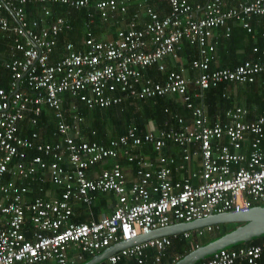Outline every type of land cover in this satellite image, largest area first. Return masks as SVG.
<instances>
[{
  "label": "built area",
  "instance_id": "1",
  "mask_svg": "<svg viewBox=\"0 0 264 264\" xmlns=\"http://www.w3.org/2000/svg\"><path fill=\"white\" fill-rule=\"evenodd\" d=\"M151 1L0 0V32L9 40L5 67L10 72L8 90L0 88V264H84L86 258L154 230L264 206V115L247 121L248 110L234 106L225 111L223 121L209 125L204 109L196 105L202 91L222 83L264 79V56L210 70L215 32L229 37L232 23L251 33L250 22L264 20V0H161L168 9L163 16ZM56 5L76 10L93 6L94 12H87L84 49L66 42L61 57L52 61L59 36L71 30L63 17L52 18L50 6ZM132 5L136 10L127 22H120ZM27 8L35 9L34 18H28ZM94 15L115 23L113 38L93 36L89 26ZM184 40L198 51V58L189 63L196 72L195 93L188 91L184 68L166 71L165 60L179 61ZM153 67L165 74L163 79L144 75ZM169 96L180 98L191 122L172 114L174 126L170 120L149 131L132 125L105 142L80 133V105L107 109ZM43 114L53 118L51 141L43 140ZM247 137L252 141L245 154L241 148ZM168 143L181 148L183 162L196 159L199 167L170 180L175 160L160 154ZM146 146L153 148L156 162H147L138 151ZM121 159L136 166L129 186ZM105 160L112 162L109 167L90 173ZM177 169L186 172L184 164ZM50 184L56 194L45 191ZM33 187L38 196L31 197ZM99 194L114 195L111 213L73 223L74 205L90 208ZM216 229L207 226L153 238L95 264L125 259L148 264L150 251L152 264H167L163 258L172 240L200 238ZM263 257L264 241L218 250L201 264H260Z\"/></svg>",
  "mask_w": 264,
  "mask_h": 264
},
{
  "label": "trees",
  "instance_id": "2",
  "mask_svg": "<svg viewBox=\"0 0 264 264\" xmlns=\"http://www.w3.org/2000/svg\"><path fill=\"white\" fill-rule=\"evenodd\" d=\"M153 5L156 6V11L160 12L161 16H163L167 12L166 4L163 1L154 0V2H152V6ZM50 10L52 13V18L62 16L66 18L69 23L71 22L73 26L72 31H67L59 36L57 46L51 58L53 60L55 57L61 54L63 47L62 44L64 45L69 41L77 42L80 39L84 38L85 34L82 29L85 28L80 24V21L83 20L82 22H84L85 25L88 22L87 12L92 13L94 11L93 6H91L89 10H76L59 5L50 6ZM27 11H29V8H27ZM6 15L8 14L6 13ZM260 21L262 22H260L259 24H257L258 22H255L254 20L250 22L252 28L251 33H247L246 30L241 27H235V25H233L232 23H230L231 33L229 37H225L223 34L224 31H221L220 34L217 35L218 42L216 44L217 47L215 48L214 52L215 61L213 60V64H210V70L212 71L215 69L234 68L235 66L239 65L241 61H254L264 56V20L260 19ZM100 24L103 25L106 24V22H102L101 20H99V18L96 17V15H94V23L89 26V31L92 33V30H98ZM7 45H9V40L4 38L3 34L0 32V51L3 50L4 47L6 50ZM254 48H257L258 52H253ZM182 51L183 53H181L183 58L186 59L184 61L186 64L198 58L197 47L190 45L187 40H184L182 42ZM239 52H241L243 55L241 61L237 60V54ZM6 53V55L0 56V88L8 90L10 72L5 67L6 62L9 59L8 50ZM216 61H222L226 64H221L219 67H214ZM152 69L157 72L156 68L153 67L151 68V70ZM234 86L238 91L237 95L234 96L231 92L230 95H228L227 91H231ZM241 98H243L242 105L236 104L235 101H239ZM202 101L207 113L212 118L216 119V117L218 118V116L221 115L219 116L220 118L222 117V115L224 116L226 110L233 108L235 105H238L243 106L248 110V116L246 118L247 121L254 120L257 117L264 115V79H258L252 84L234 85L231 83H222L219 85V87L202 91ZM123 105L110 107L107 109L94 110H88L80 105L79 113L83 118V123L81 126L84 127L87 132L95 130L98 133V135L96 134L94 137H92L91 140L105 142L106 140L104 139L107 137L104 129L106 128H109L111 130V136L114 135L116 137L118 134L121 135V133H123L121 129H124L125 126L128 125V123L135 124L139 129H143L148 121H154L155 123L161 124L165 119L170 120L169 115L164 112V108H175L173 102H170L167 97L155 98L146 102H136V104L133 106L126 103L125 108H123ZM42 118L43 122H45V120L48 121L45 115H43ZM22 124L26 125L25 122H23ZM45 124L47 123L45 122ZM47 125V132H49V135H51L50 128L52 131V124L51 126L50 123ZM25 128L27 131V125L25 126ZM32 154L33 152L29 153V155ZM46 186L48 187V185ZM33 189L34 190L32 191H34L38 195L37 188L33 187ZM100 199L102 200V203L104 205L105 199L102 196L100 197ZM72 222L77 223L75 219H72ZM226 225L227 224L218 225V229L214 230L213 233L206 234L200 238H191L189 240H186L182 236H178L176 239L172 240L171 246L168 250L169 253L176 258H167L166 261L168 262V264H173L175 263V261L195 249L196 246L199 247L201 245H205L233 229H227ZM234 225L235 228L239 225V223H236ZM262 241H264V235L254 238L246 243L233 245L229 248H237L245 245H257ZM89 260V258H86L85 261ZM201 262L202 260H200L196 264H201ZM119 264L135 263L131 260H124ZM260 264H264V257L260 261Z\"/></svg>",
  "mask_w": 264,
  "mask_h": 264
},
{
  "label": "crops",
  "instance_id": "3",
  "mask_svg": "<svg viewBox=\"0 0 264 264\" xmlns=\"http://www.w3.org/2000/svg\"><path fill=\"white\" fill-rule=\"evenodd\" d=\"M136 1H142V0H132V2H136ZM158 1H161V0H158ZM152 2H154V0H152L150 3H151V5H152ZM164 2V1H163ZM165 3V2H164ZM166 4V3H165ZM153 7H154V9L156 10V6H154L153 5ZM31 10V9H30ZM27 11L28 12V18H34V16H36L35 15V13H36V11H35V9H32L31 11ZM136 10V7L135 6H131L130 8H129V11H128V15L127 16H125L124 17V19L123 20H120V22H127V20L130 18V14L131 13H133L134 11ZM167 11H168V9H167ZM158 12V11H157ZM31 13V14H30ZM159 14H160V12H158ZM167 13V12H166ZM165 13V14H166ZM59 17H62V16H59ZM64 18V17H63ZM64 20L65 21H67L68 22V20L66 19V18H64ZM70 20V19H69ZM83 21V20H82ZM82 21H80V24L82 25V26H84V28H85V25H84V22H82ZM254 21L255 22H258L257 24H259L260 22H262V21H260V19H254ZM69 23V22H68ZM70 24V27H71V30H69V32L70 31H72L73 30V26H72V23L70 22L69 23ZM107 24V25H106ZM106 24H103V25H99V27H98V30H92V34H93V36L97 39V40H101V41H104V40H107V39H110V38H113L114 36H115V30H116V25H115V23H112V22H108V23H106ZM235 27H240V26H238V25H235ZM252 29V28H251ZM82 31H84V34H85V29H82ZM220 32H221V30H217L216 32H215V34L216 35H219L220 34ZM83 38V37H82ZM82 41H83V39H80L79 41H74V42H72V41H70V42H72L73 44H74V46L78 49V50H83L84 49V47H83V45H82ZM65 45V44H64ZM64 45L62 44V52H61V54L59 55V56H57V57H55L52 61H55V60H58L60 57H61V55H62V53L64 52V50H63V48H64ZM254 49H256L257 50V48H254ZM253 49V50H254ZM7 50H8V45H7V47H6V50H5V47L3 48V50H1L0 51V56H3V55H6L7 53ZM184 50V49H183ZM183 53V51H182V45H181V50L179 51V61H177V62H173V61H171V59H166L165 60V65H166V71H169V70H177V69H180L181 67L182 68H184L185 69V72H184V75L186 76V78L189 80V85H188V91L190 92V93H195L196 91H197V88L193 85V83H192V80L194 79V77L196 76V72H194V71H191L190 69H189V63H185L184 61L186 60V59H184L183 58V56H182V53ZM254 52V51H253ZM257 52H258V50H257ZM181 53V54H180ZM242 53L241 52H239L238 54H237V60L239 61H241V58H242ZM242 62V61H241ZM240 62V63H241ZM225 65L226 63L224 62H222V61H219V62H215V64H214V67H219L220 65ZM147 73V74H146ZM149 73V74H148ZM158 73V74H157ZM144 75L146 76V77H148L149 79H153V80H160V79H163V77L165 76V74L164 73H160V72H156V71H154L153 69L151 70V69H148V70H146V72L144 73ZM158 76V77H157ZM231 84H234V83H231ZM234 85H239V84H234ZM230 92L234 95V96H236L237 95V93H238V91H237V89L235 88V86H234V88L231 90V91H227V94L228 95H230ZM167 99L171 102H173V105L175 106V108L173 109V108H168V107H166V108H164V112H165V110H167L168 112L166 113V114H168L169 115V117L172 115V114H177V115H180V116H183V117H185L186 118V120L188 121V122H191V117H190V114H189V112L184 108V106L182 105V103H181V101H180V98L179 97H177V96H169V97H167ZM146 101H148V100H146ZM145 101V102H146ZM136 102H140V101H134V102H131L130 103V101L129 102H126L127 104H129V105H135L136 104ZM236 102V104H240V105H242V103H243V98H241L239 101H235ZM126 103L123 105V108H125V105H126ZM196 105H201L202 106V108L204 109V112H205V114H206V116L208 117V123H209V125H211V124H213L215 121H217V120H222L223 121V115H222V117H220L219 118V116H221V115H219L218 116V118L216 117V119L215 118H212L208 113H207V111H206V109H205V107H204V105H203V101H202V97H201V99L200 100H198L197 102H196ZM235 106H238V105H235ZM243 107V106H242ZM44 115V114H43ZM43 115H42V117H43ZM46 116V118L48 119V121L47 120H45V122L47 123V124H49L50 123V126H51V124H52V127H53V129H54V124H53V118H52V116L51 115H49V114H47V115H45ZM66 116H68L67 117V121L68 122H71L72 121V118L71 117H69V116H71V113L70 112H66ZM41 117V118H42ZM256 119V118H255ZM167 119H165L161 124L160 123H155L154 121H148L147 123H146V125L143 127V129H140V130H143V131H149V130H153V129H161V128H163V123L166 121ZM41 121V132H42V136H43V140L44 141H48V140H52L53 138L51 137V135H49V132H47L48 131V125L47 124H45V122H43V118L40 120ZM169 123L172 125V126H174V122L171 120V121H169ZM132 125H135V124H133V123H128V125H126L125 126V128L124 129H121L122 130V132L124 133L125 131H126V129L129 127V126H132ZM53 131V130H52ZM51 128H50V134H51ZM91 132H96L95 130H91ZM91 132L90 131H88L87 132V130L84 128V127H80V133H81V135L84 137V138H88V139H92V137H94L96 134L98 135V133L96 132L95 133V135L94 136H91ZM104 132H105V134H106V137L107 138H105L104 140H108V139H110V138H114L113 136H111V130L109 129V128H106V129H104ZM123 133H121V135L123 134ZM119 135V134H118ZM117 135V136H118ZM116 136V137H117ZM100 138V137H99ZM251 141H252V137H247L246 138V140H245V142L242 144V148H241V151L243 152V153H245V154H248L249 153V151H250V143H251ZM98 142H100V141H98ZM222 143L223 144H226L227 143V140L226 139H223L222 140ZM263 144H264V142H263ZM152 147L151 146H146V147H144V148H140V149H138V151L139 152H141V153H143V155L145 156V160L147 161V162H156L155 161V159H156V155H155V153H154V151H152ZM262 149L264 150V146L262 145ZM160 154L162 155V156H165L166 158H172V159H174L175 160V163H174V165H172L171 166V169H172V174H171V178H170V180H179V179H181V177L183 178V177H186V176H188V174H187V170L188 171H190V170H196L198 167H199V164H198V160H196V159H192V160H190V162L189 163H186V162H183V160H182V153H181V148L179 147V146H177V145H175V144H172V143H168L162 150H161V152H160ZM120 162H121V165H122V168H123V173H124V175H125V178H126V181H127V185L129 186V184H131L134 180H135V171H136V166L134 167V165H132V164H129V163H127V162H125L123 159H121L120 160ZM111 161L110 160H105L104 162H100L99 164H96L94 167H93V169H91L90 171V173L91 174H94V173H97L99 170H100V168H105V167H109L110 165H111ZM179 164H184L185 165V170H186V172H184V171H179L178 169H177V166L179 165ZM149 168V167H148ZM150 169V168H149ZM196 182V181H195ZM47 187V186H46ZM44 188L45 189V191H47V192H52V194H56L57 193V189L54 187V186H52L51 184L50 185H48V187L47 188ZM50 187H53V188H50ZM34 190V189H33ZM38 193V192H37ZM39 195V194H38ZM34 191L32 192V194H31V197H35V196H38ZM103 197L104 199H105V203H104V205H103V203H102V200L100 199V197ZM113 200H114V195L113 194H103V195H98L97 197H96V199H95V201H94V204H93V206H91L90 208H86V207H84V206H82V205H74V207H73V211H74V217L72 218V219H75L76 221H77V223H79V222H83V221H88V220H90V218H91V216H93L94 218H98L99 216H101V215H103V214H110L111 213V204H112V202H113ZM192 238H195V237H192ZM169 248L167 249V251H166V253H165V256H164V261H166V259L167 258H176V257H173L170 253H169ZM149 255H150V257H149V260H148V264H152V257H153V251H150L149 252ZM125 260H127V259H125ZM124 261V260H123ZM166 263L168 264V262L166 261ZM119 264V263H118Z\"/></svg>",
  "mask_w": 264,
  "mask_h": 264
},
{
  "label": "water",
  "instance_id": "4",
  "mask_svg": "<svg viewBox=\"0 0 264 264\" xmlns=\"http://www.w3.org/2000/svg\"><path fill=\"white\" fill-rule=\"evenodd\" d=\"M229 223H239L238 226L219 236L205 245L196 247L173 264H196L218 250L229 248L239 243H246L254 238L264 235V206H255L248 209H239L222 214H212L206 218L192 221L190 223H178L168 227L154 230L147 236H143L130 242H121L116 246L104 250L99 255L84 264H95L106 259L113 253L134 244L162 236H173L184 232L207 226H218Z\"/></svg>",
  "mask_w": 264,
  "mask_h": 264
},
{
  "label": "rangeland",
  "instance_id": "5",
  "mask_svg": "<svg viewBox=\"0 0 264 264\" xmlns=\"http://www.w3.org/2000/svg\"><path fill=\"white\" fill-rule=\"evenodd\" d=\"M234 224H236V223H229V224L226 225V228H227V229L234 228V226H235ZM206 234H209V233H206ZM206 234H205V235H206ZM71 260H72V259H71Z\"/></svg>",
  "mask_w": 264,
  "mask_h": 264
},
{
  "label": "bare ground",
  "instance_id": "6",
  "mask_svg": "<svg viewBox=\"0 0 264 264\" xmlns=\"http://www.w3.org/2000/svg\"><path fill=\"white\" fill-rule=\"evenodd\" d=\"M223 32V31H222ZM224 34V33H223ZM230 35V34H229ZM218 42V41H217ZM217 47V46H216ZM215 61V60H214ZM213 64V63H212ZM211 68H212V66H211ZM219 87V86H218Z\"/></svg>",
  "mask_w": 264,
  "mask_h": 264
}]
</instances>
